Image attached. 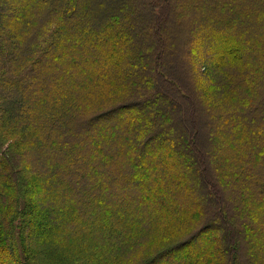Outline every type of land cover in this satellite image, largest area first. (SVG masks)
<instances>
[{"label": "trees", "instance_id": "16d2710c", "mask_svg": "<svg viewBox=\"0 0 264 264\" xmlns=\"http://www.w3.org/2000/svg\"><path fill=\"white\" fill-rule=\"evenodd\" d=\"M173 1L0 0V264H264V0Z\"/></svg>", "mask_w": 264, "mask_h": 264}, {"label": "rangeland", "instance_id": "374dc122", "mask_svg": "<svg viewBox=\"0 0 264 264\" xmlns=\"http://www.w3.org/2000/svg\"><path fill=\"white\" fill-rule=\"evenodd\" d=\"M174 2V5L177 7V9H180V6L181 5H183V7L181 8V10L183 11V8H184V2H183V0H174L173 1ZM4 5V8L6 7V4H0V8L1 9H3L2 8V6ZM189 19V18H188ZM187 20V19H186ZM246 27V26H245ZM206 29H208L207 27H206ZM252 29V28H251ZM255 29H252V30H246L245 28H241L240 29V31L242 32V33H244V32H247L248 33V35L251 37V38H255V37H260L259 35L262 33L261 32V30L259 29V31L258 32H256V30L254 31ZM263 33H264V31H263ZM190 38H192V36H191V33L188 31H186V30H184V31H181V30H177V32H174V40H176L177 42H179L178 40H182V41H185L183 44H184V47L186 48V46H187V44H189L188 42L190 41ZM196 41V40H195ZM217 43H219V42H217ZM205 44V43H204ZM208 44H210V43H208ZM220 44V43H219ZM218 44V45H219ZM254 44H258L257 42L256 43H254ZM190 46L192 47L193 45H191L190 44ZM184 48V49H185ZM191 53H192V50H191ZM190 53V55H188V57H187V55H186V61L187 60H189L188 58H190L191 56H192V54ZM175 58H176V60L174 59V61H175V63L173 64V73H176L179 77L181 76V80L184 82V79L182 78V74L183 73H185V75L187 76H189V72H188V66L186 67V64H185V66H184V64L183 63H181V59H182V57L179 55V54H175ZM177 61H178V63L179 64H181V66L179 65V64H177ZM188 62V61H187ZM186 62V63H187ZM162 67V66H161ZM160 71H162V73L163 74H165V75H163V76H169V79H172V78H174L172 75H170V73L169 72H165V70H164V68L162 67V68H160ZM180 72V73H179ZM212 73V72H211ZM213 75V77H210V76H212ZM210 74L209 75V77H207V78H213V79H215V82H214V93L216 94V96H217V99L219 100V102H222V101H224V98H226L225 97V94H227V92H228V90L226 89V88H224V87H222L221 88V86H220V82H221V84H222V81H224L223 80V74L222 73H218V72H213V74ZM205 77V78H206ZM93 81V80H92ZM157 81V80H156ZM178 81V82H177ZM175 80V82H176V84H182L179 80ZM217 82V83H216ZM185 83V82H184ZM192 84H189V87L191 86ZM224 85L226 86L227 85V82H225L224 81ZM194 86V85H193ZM218 86H219V88H218ZM156 87H158L159 89H160V91L161 92H165V89H166V87L160 82V81H157L156 82ZM183 87V89H184V92H187V93H189L190 95H191V91H189L190 90V88H192V86L189 88L188 87V85L187 84H185V85H183L182 86ZM195 87V86H194ZM192 90V89H191ZM194 90H195V88H194ZM190 97V96H189ZM191 102H192V104H193V106H197V102L195 101V99L194 98H191ZM98 126V128H100L99 126H101V125H97ZM103 127V126H102ZM98 128H93L92 126H88V127H85V129H84V133L85 134H91V133H93L94 131H92V130H98ZM199 134H202V137L203 138H206V137H208L209 135V133L207 132V130L205 129V127L203 128H199ZM7 135V134H6ZM40 149L41 150H45V148L44 147H40ZM41 155H43V153H41ZM44 158V157H43ZM43 158H41V159H38V162H37V160H36V162H37V164H38V166L41 168V169H43V170H45L44 168H45V165H46V160H44ZM204 161V160H203ZM179 162H181V161H179ZM194 183V182H193ZM193 183H191L192 184V187H194V188H197L196 186H195V184H193ZM210 183H212V181L210 182ZM146 184V183H145ZM122 185H125L124 184V182H122ZM148 184H146V187L148 188L149 186H147ZM212 185H213V187L215 188V184H213L212 183ZM220 205H222V209H223V204L221 203ZM231 222V221H230ZM230 222H229V224H230ZM232 224H233V222H232ZM235 227L237 226L236 225V222L233 224ZM237 228V227H236Z\"/></svg>", "mask_w": 264, "mask_h": 264}]
</instances>
